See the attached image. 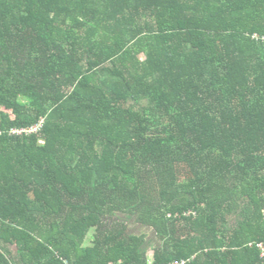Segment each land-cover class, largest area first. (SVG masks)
<instances>
[{
    "label": "trees",
    "instance_id": "1",
    "mask_svg": "<svg viewBox=\"0 0 264 264\" xmlns=\"http://www.w3.org/2000/svg\"><path fill=\"white\" fill-rule=\"evenodd\" d=\"M66 262L264 264V0H0V264Z\"/></svg>",
    "mask_w": 264,
    "mask_h": 264
},
{
    "label": "rangeland",
    "instance_id": "2",
    "mask_svg": "<svg viewBox=\"0 0 264 264\" xmlns=\"http://www.w3.org/2000/svg\"><path fill=\"white\" fill-rule=\"evenodd\" d=\"M130 230L133 233L136 234H145L147 235V238L151 241H155V235L154 232L146 227H141L140 225H136L134 223H131L130 225ZM93 239V232H91V234L88 235L87 239H86V245H90ZM152 255H153V251L150 249L148 252V257L151 260L152 259Z\"/></svg>",
    "mask_w": 264,
    "mask_h": 264
},
{
    "label": "built area",
    "instance_id": "3",
    "mask_svg": "<svg viewBox=\"0 0 264 264\" xmlns=\"http://www.w3.org/2000/svg\"><path fill=\"white\" fill-rule=\"evenodd\" d=\"M43 122L41 121L38 125L29 128V129H19V130H12L10 133L13 135H22V134H31V133H37L41 127H42ZM65 264H69L66 262ZM184 264V263H183Z\"/></svg>",
    "mask_w": 264,
    "mask_h": 264
}]
</instances>
